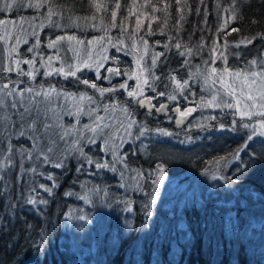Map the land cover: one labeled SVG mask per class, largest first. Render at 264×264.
Here are the masks:
<instances>
[{
    "label": "trees",
    "instance_id": "16d2710c",
    "mask_svg": "<svg viewBox=\"0 0 264 264\" xmlns=\"http://www.w3.org/2000/svg\"><path fill=\"white\" fill-rule=\"evenodd\" d=\"M117 2L121 5L118 10L115 9ZM40 4V9L53 19L54 24L69 29L64 34L84 39L100 35L114 41L120 49L111 50L110 57L118 63L121 72L135 71L138 66L132 58L135 53L130 51L132 42L138 40L140 45L147 41L148 49L160 54L155 69L160 83L170 84L174 77V83L186 82L189 86L187 94L194 95L187 103L176 99L182 109L187 104L198 106L202 101L200 84L190 86L186 81L197 74L199 67L205 68L208 63L212 66L214 59L219 61L222 56L230 57L231 68L236 66L244 70L250 59H256L258 50L264 52V40L259 38L264 34V0H181L179 5L175 0H44ZM153 6H158L156 11H152ZM179 8L183 11H178ZM112 10L117 11L115 22L111 18ZM89 23H92L91 30L101 33L88 31L84 37L76 30L72 31V28H86L85 24ZM232 28L239 31H231ZM248 38L259 45L257 49L245 46ZM242 40L244 42L240 43ZM213 42H216L215 51L210 56ZM232 61L243 66H233ZM5 77L13 84L17 75L11 73ZM161 87L158 86L159 90L164 91ZM120 102L123 108L130 109L123 100ZM133 110L139 121H144L146 116L150 118V122L145 123L152 132L158 130L152 123L167 125L154 114L143 113L138 107ZM211 112H216L212 113L216 118L206 125L211 131L203 129L200 135L193 133L189 137L187 130L176 133L172 125L166 129L173 133L177 142L172 143L171 139V142L164 140L156 144L147 158L137 150L139 154L131 165L140 179L131 194L124 189L117 190L122 183L119 179L108 178L104 173L100 177L98 171L84 170L87 166L85 158L90 156L85 145L80 147L82 154L77 151L66 160L55 180L40 179L36 171L21 167L13 169L7 176L0 172L3 177L0 179V264H264V140L247 142V132L238 127L232 130L233 120L224 117L221 111ZM206 136L213 143L207 141L202 146ZM246 142L249 147L240 153V160L244 162L241 169L235 170L240 162L225 167V161L237 160L233 154ZM169 144L180 151L168 150V158L158 157V153L166 152L164 148ZM157 165L168 171L165 178H168L167 174H173L177 165L174 175L180 178L181 184L187 185L184 190L191 198L188 194L180 212L182 215L174 213V216L177 207L172 214L166 215L170 207L162 206V203L168 205L170 201L159 198V203L152 207L150 230L140 235L138 230L144 222V205L151 200V193L157 186L153 183L159 177ZM91 166L90 169L96 168L95 164ZM216 167L226 168L217 183L225 185L229 176L237 181L228 184L230 200L218 201V193L211 191L210 186L216 182L211 180L215 172H208V175L206 172L216 170ZM41 185L52 188L53 194L43 191ZM196 185L198 188L193 190ZM91 188L104 189L107 193L103 197L92 196L100 207L106 202L110 206L107 211L105 208L91 210L86 205ZM29 196L47 200V204H28ZM84 196L87 198H80ZM124 201H131V213L124 210ZM72 209H81L78 215L82 216L83 211L87 214L83 220L87 225L78 228L75 243L69 240V232L63 227ZM124 218H131L133 226L127 234L122 223ZM96 219H102L103 229L88 223ZM242 222L248 225L252 222L251 227H241ZM41 232L44 233L43 244ZM76 246L83 253L82 260ZM90 250L94 252L93 256L84 252Z\"/></svg>",
    "mask_w": 264,
    "mask_h": 264
},
{
    "label": "rangeland",
    "instance_id": "374dc122",
    "mask_svg": "<svg viewBox=\"0 0 264 264\" xmlns=\"http://www.w3.org/2000/svg\"><path fill=\"white\" fill-rule=\"evenodd\" d=\"M41 1L44 0H32L31 3L35 5L38 3L40 4ZM19 3L22 6L14 7L11 12L0 13V20L8 22L7 25L0 24V84L8 83L10 88L15 85L17 91L20 88H27L29 86L41 90H48L50 88L56 89L61 95L53 106L56 107L57 112L63 116L66 126L75 125L76 128L81 130L79 134L80 138L75 145L72 143V140L75 139L74 134V136L68 138V143L62 145L55 154H49L51 162L44 163L43 156H41L39 160H29V162L26 161L28 158L25 157V163L23 162L25 165L23 169L32 172L30 169L35 167V173H37L40 179L55 180L58 171L61 169V167L57 168L54 166L56 162L61 161L62 164L66 163V160H68L70 156L72 157L73 153L77 152L75 151L76 148L85 145L88 147V154L90 155L88 157L93 161L91 164H95L96 162L101 164L107 163L109 168L90 169L91 164L88 163L89 159L85 158L87 166H85L86 169L84 170L89 169L91 172L98 171L100 177H102L104 173L108 178L115 177L116 179H119L122 181L120 185H123L124 191L126 193L130 192L129 194H131L134 188H137V182L140 179V175H138V172L132 167L139 154L137 150L141 152L143 157L147 158L149 153L152 154L151 149H153L156 144L160 142L162 143L164 140H169V142H171V139H173L172 143L174 141L177 142L173 135L162 136L158 133L159 129L170 132L166 127H171L173 125L174 128V118L160 119L165 121L167 124L165 126L152 123V125L158 128L156 132H152L147 128L146 123L148 124L150 122L148 116L145 117L144 121H139L137 119L135 116L136 112L133 109L139 107V104L134 98L128 96V91L137 89V85L143 89V96H140V99L148 97L151 98L153 102H164L163 104L168 102L171 105L179 107L180 111H184L188 108L195 109L191 113L192 120L190 124L183 129L187 130L189 137L193 136V133L194 135H200L203 129L209 130L206 125L209 121L213 120V117L216 118V115L214 116L212 114L216 112H211V110L217 112L221 111L220 114H225L224 117L227 119H230L231 121L235 120L236 128L245 129L247 136L251 133V128L246 129L242 127L244 123H249L250 125L254 124L259 129L261 117L257 115V113L264 111V108L261 107V104L264 103V100H262V94H264V77L260 75L253 76L252 73L264 72V67L260 66L261 64H264V52H260L262 51L261 49L258 50L260 53L258 52V55H256L257 59H255V57L250 59L249 62L245 64L244 70L239 67L231 68L229 66L230 63L227 61L225 63L224 57L222 56L218 58H221L219 61L214 59L212 66L208 63V68L199 67L197 69V74L186 81L190 82V86L193 84V86L200 84L198 87H200L202 93L200 95H203L202 101L198 106L187 104V107L182 109L177 105L176 99L179 98L178 101L182 100L187 103L189 98H193L194 95L192 93L187 94L189 86H186L183 89L178 88V83H174L173 78L170 84L167 83V85H165L160 83L155 74V69L157 68L160 57V54L157 55V50L150 51L145 43L139 45L138 40L133 41L132 46H130V51L135 53L132 58L134 64H137L138 66L135 71L132 70L127 73H117L113 67V64L115 63L112 60V57H110V54L111 50H118L120 48L118 46L116 47L114 41L109 40L105 36L98 35V33H101L100 30H91L90 27L92 26V23L85 24L86 28L77 27L78 30L72 28V31L76 30L85 37L86 34H88V31L93 32L94 30L98 36H93L88 39L74 37V39L69 40L68 37H70V35L64 34V31L69 29L61 26V24H54L53 19H49V16L44 14V11L41 10L40 7L28 8V2L24 0H19ZM61 36L64 37V40L62 41L58 39V37ZM252 43L253 42H247L245 46H248L249 49H257L259 45L255 43L256 46L254 45V47L251 48L250 45ZM49 44H52L53 46L49 47ZM123 47L126 48L125 43H123ZM154 56L156 59L155 63L152 62ZM253 60L257 61V64H250ZM24 61H29L30 63H24ZM9 67L12 69L11 72L7 71ZM213 68L219 69V71L212 73ZM225 68L229 71H223ZM61 69L63 70L62 74H57ZM77 69H79V71H77ZM72 71L76 72L75 76L69 75ZM24 72H31L32 75L25 76L23 75ZM11 73L17 75L16 81L13 84L12 81H8V77H5L6 74ZM44 73H51V75H45ZM235 73H240L241 75L237 77L235 76ZM190 76H192V74H190ZM221 76L225 81V85L235 82V100L223 92V86L219 83L213 85V81H218ZM80 80H88L89 85L94 83L97 85V88L93 89L89 85L81 83ZM145 80L148 81L147 84L144 83ZM21 81H23V83H21ZM121 84L126 85L127 88H121ZM158 84L164 87V91L159 90ZM99 89H106V91L101 93ZM160 93L164 94L160 95ZM213 95L217 96V101L224 99L236 104V101L239 100L237 106L239 110L217 107L214 103L210 104L209 102L212 101ZM249 95L255 98V107L247 109L253 115L251 119H248V117L242 119L240 113L245 111L246 105H251L253 103V101L248 99ZM169 96H175L176 99L171 100L168 98ZM52 97L55 99L56 94L52 93ZM81 97H83V99H81ZM90 97L91 99H89ZM42 98L43 97H41V99ZM8 99L10 100L11 97ZM120 100H123L130 109L123 108ZM105 108L108 110L105 111ZM77 109H83V112L77 114ZM122 109H128L129 115L126 116ZM69 112L72 114L68 115ZM97 117H104V120L101 121V123L111 126L110 128L103 129V132L109 135L97 136L95 143H89L88 138L92 136V133L85 131L83 125L87 124L95 126L93 124V119ZM157 117L159 118L158 115ZM129 118L132 121H135L131 128H128ZM77 121H79V123H77ZM231 126L233 128V123ZM142 129H147L148 131L145 132V135L139 136L138 134ZM175 132L178 133L177 130H175ZM129 133H131V135H129ZM11 139L17 148L21 145H23L24 148H30L31 141L26 137L20 138L18 135H12ZM208 139L209 137L206 138V141H202V146L206 145L207 141H210ZM256 139L263 141L264 137L254 135L253 140ZM210 142L213 143V141ZM164 149L166 152L158 153V157L165 156L168 158V150L172 152L180 151V148L174 147L170 144L166 145ZM197 150L201 149L198 147ZM18 161L19 156L13 161V163H18ZM235 162L237 163L240 161H225L224 165L227 167L235 164ZM176 166L177 165L174 166L173 174H167L170 179L165 178L168 171H164L159 187L157 188L156 186V189L154 190L157 197L156 204L159 203L157 201L162 197H165V199L167 198V201H170L168 205L162 203V206L166 205L167 207H170L167 208L168 212L166 215L169 213L172 214L174 208L177 207L179 213L173 211V216L174 213L182 215L180 212L186 203L188 194L189 198H191V194L186 193V190H184L187 188V185L185 183L181 184L178 181L180 178L176 177L177 175H174L177 174L175 169L178 167ZM225 167L224 169L222 167H216V170L207 171L206 174L208 175V172H215L214 176L219 178L220 173L225 171ZM112 168H115V171H111L110 169ZM48 177H52V179H48ZM217 178L213 179V176L211 178L212 182L216 181L214 185L210 186L211 191L214 190V193H218L216 196L218 201H221V199L230 200V185L228 186L227 183H225V185L223 183L220 185L217 183ZM43 183L46 182L44 181ZM197 188L198 185L193 187V190H196ZM89 192L90 197L88 202H85L86 205H88L91 210L105 208L107 211L110 206L106 204V202L100 207L92 198L94 194H96V196H105L104 189L91 188ZM195 193L198 192L195 191ZM78 208L82 209L80 206H78ZM81 209H72L68 217L65 218L63 224V227L69 232V240L73 243H75L77 239L76 235L78 234V228L87 225L84 221L78 219L81 215H78L77 213H79ZM82 215L87 218V214L84 211L82 212ZM251 224L252 222H250L249 225L248 223L242 222L241 227H251ZM84 252L87 256L94 255L92 250ZM77 254L80 255L79 259L82 260L83 253L79 247L77 248Z\"/></svg>",
    "mask_w": 264,
    "mask_h": 264
},
{
    "label": "snow or ice",
    "instance_id": "6c2138e0",
    "mask_svg": "<svg viewBox=\"0 0 264 264\" xmlns=\"http://www.w3.org/2000/svg\"><path fill=\"white\" fill-rule=\"evenodd\" d=\"M181 0H175V3L179 5ZM22 6L19 3V0H0V13L5 12H11L14 7ZM42 4H33L31 3V0H29L27 7L33 8V7H41ZM165 7H171V5H165ZM121 5L120 3L115 4V9H120ZM158 6H153L152 11H156ZM178 11H183V8L177 9ZM117 17V11L112 10L111 11V18L112 21L115 22ZM183 19V16L180 17ZM7 21L0 20V24L7 25ZM137 25H139V20L136 21ZM119 26V25H117ZM231 31H239V29L232 28ZM227 35V33H225ZM261 40H264V34H262L259 37ZM59 40H64V37H58ZM69 40L74 39V37H68ZM252 38H248V43H251ZM244 41H240V43H243ZM147 43V41H145ZM215 43L213 42V48L210 49L209 55L211 56L215 51ZM52 44H49V47H52ZM177 48H180L179 44H176ZM237 47H239V44H237ZM159 55V54H157ZM180 55H184L183 53H180ZM236 55H239L237 53ZM227 58L224 57V61L226 63ZM153 63L156 62L155 56L153 57ZM24 63H30L29 61H24ZM250 64H257V61L253 60L250 62ZM261 67H264V64L260 65ZM7 71L11 72L12 69L9 67ZM79 71V69H77ZM219 71V69L213 68L212 73H216ZM223 71L227 72L229 71L227 68H225ZM63 70L61 69L57 74H62ZM45 75H51V73H44ZM23 75L25 76H31V72H24ZM69 75L75 76L76 72L72 71L69 73ZM240 73H235V76L239 77ZM253 76L260 75L264 77V72L261 73H252ZM34 78V77H33ZM173 79H175L173 77ZM81 83L85 85H89L88 80H80ZM207 82V81H206ZM23 83V81H21ZM145 84L148 83L147 80L144 81ZM219 83L221 86H223V92L226 93L228 96L232 97V99H236L234 95V89H235V82L232 84L225 85V81L222 78H219V80H214L213 85ZM254 83V81H253ZM91 88L96 89V84H90ZM178 88L183 89L187 86L186 82L185 84H179ZM121 88H127L126 85L121 84ZM101 93H104L106 89H99ZM110 91V90H107ZM154 91V89H153ZM52 93L56 94L55 99L52 97ZM164 93H160V95H163ZM61 93L58 92L54 88H50L48 90H41V89H34L32 86H29L27 88H20L18 91L16 90L15 85L13 87H9L8 83L0 84V157H2V160H0V172H3L5 176L9 172H11L16 167H24V159L27 157L29 160H39L41 156H43V162L48 163L51 162V157L49 156L50 153L55 154L62 145H65L68 143V138L74 136L75 139L72 140L73 145H75L80 136L81 130L79 128H76L75 125L66 126L63 116L57 112L56 107L53 105L58 101ZM128 96L132 97L136 100L138 104H140L141 107L145 106V100H147L148 104L151 107H155V105H151V98L145 97V99H140V96H143V89L137 85V89L128 91ZM11 97L9 100L8 98ZM41 97H43L41 99ZM171 100H175V96H169L168 97ZM83 99V97H81ZM91 99V97L89 98ZM248 99L250 101H253L251 105H246L245 111H242L240 113L241 118L248 117V119H251L252 113L248 111L247 109L250 107H255V98L251 95L248 96ZM262 100H264V94H262ZM210 104H215L217 107L222 108H228V109H238L239 100L236 101V104H233L229 102L228 100L221 99L217 101V96L213 95L212 101L209 102ZM167 106L164 104H161L158 108H156L157 111H160L162 109H165ZM261 107L264 108V103L261 104ZM14 110V111H13ZM108 109L105 108V111ZM176 112L179 113L181 118H186L187 116L191 115V113L195 110L193 108H188L184 111H180L179 108L174 109ZM124 111L125 115H129L128 109H122ZM83 112V109H77V114ZM72 113L69 112L68 115H71ZM87 114V113H85ZM261 117L260 123H259V129L256 127V125H250L249 123H244L242 127L244 128H251V133L247 136V141H252L254 135H258L261 137H264V111H261L257 113ZM212 119H215L213 117ZM104 120V117H97L93 119L92 125H83V128L85 131L91 132L92 136L88 138L89 143H95L97 136H104L109 135L103 132V129L110 128L111 126L108 124L101 123V121ZM79 123V121H77ZM135 121H132L129 118L128 122V128H131L132 124H134ZM177 125L179 126L182 123V119L176 120ZM233 129H236V121L233 120ZM220 128H224V124H220ZM148 131L147 129H142L139 132V136L145 135V132ZM159 135L162 136H171L173 133L167 132L163 129L158 130ZM12 135H18L20 138H27L31 141L30 148H24L23 145H21L19 148L16 147V145L12 142ZM131 135V133H129ZM5 141L7 143L5 144ZM249 147L248 143H244L241 145L236 152L233 154V158L240 160V153L245 152L246 149ZM75 151L81 152V148H76ZM17 156H19L18 163H13L17 159ZM88 163L91 164L93 161L91 159L88 160ZM244 164L243 160H240V164H237L236 171H239L241 169V166ZM55 167H63V164L61 161H57L54 165ZM95 167L97 169H108L109 165L107 163L101 164L99 162L95 163ZM32 172L36 171V168L33 167L30 169ZM111 171H115V168L110 169ZM157 172L159 174V178L154 180L153 183L157 185V188L159 187L160 181L163 178L164 175V168L162 165H157ZM139 175V173H138ZM151 173L149 174V177H151ZM216 176H213V179H216ZM0 179H3V177H0ZM48 179H52V177H48ZM237 181H234L231 176L227 177L226 183L231 185L233 183H236ZM123 186V185H121ZM6 187V185H5ZM43 190L49 194L52 193V188L41 185ZM55 187V185H53ZM107 193L105 192V196ZM81 199H86V197H80ZM156 193L155 191L152 194L151 200L148 201L144 208L146 209L144 211V222L141 224L139 231L140 235L146 234L150 228H151V218L153 216L152 207L156 203ZM28 204L36 205V204H47V200H36L29 196L26 200ZM124 210L131 213L132 207H131V201H124ZM79 220L83 221L86 220L85 216L78 217ZM88 223L96 228V229H103L105 225L102 222V219H96V220H89ZM124 228H125V234H127L132 229V222L131 218H124L122 221ZM29 227H31L29 225ZM117 238H119V234L117 235ZM40 239L41 244H43L44 241V233H40ZM39 247V245H38Z\"/></svg>",
    "mask_w": 264,
    "mask_h": 264
},
{
    "label": "water",
    "instance_id": "95a60500",
    "mask_svg": "<svg viewBox=\"0 0 264 264\" xmlns=\"http://www.w3.org/2000/svg\"><path fill=\"white\" fill-rule=\"evenodd\" d=\"M164 105H166L167 107L165 109H162L160 111H157L155 107H151L147 100H145V106L141 107L140 104L139 109L141 110V112H147V113H156L159 116V119H167V118H174V128L177 131H181L184 128L187 127L188 124H190L191 120H192V115L187 116L186 118H181L179 113L176 112L174 109L179 108V107H173L170 110V104L169 103H165ZM180 109V108H179ZM178 119H182V123L178 126L176 123V120Z\"/></svg>",
    "mask_w": 264,
    "mask_h": 264
},
{
    "label": "flooded vegetation",
    "instance_id": "af4514ba",
    "mask_svg": "<svg viewBox=\"0 0 264 264\" xmlns=\"http://www.w3.org/2000/svg\"><path fill=\"white\" fill-rule=\"evenodd\" d=\"M82 38V37H81ZM252 46H254L255 45V42H253L252 44H251ZM257 59V58H256ZM232 63H233V66H234V64H237L238 66H243V64L241 63L240 65H239V63H237V62H235V61H232ZM113 67L115 68V71L117 72V73H121V71L118 69V63L117 64H113ZM236 67V66H235ZM152 100V99H151ZM157 102V103H156ZM164 102H158V101H155V102H153V100H152V103H151V105H156L155 106V108H158L161 104H163ZM166 103V102H165ZM168 103V102H167ZM171 105V104H170ZM173 107H176L175 105H171L170 106V110L173 108ZM149 114V113H148ZM152 114H154V115H156V113H152ZM157 116V115H156ZM172 118V117H171Z\"/></svg>",
    "mask_w": 264,
    "mask_h": 264
},
{
    "label": "bare ground",
    "instance_id": "6f19581e",
    "mask_svg": "<svg viewBox=\"0 0 264 264\" xmlns=\"http://www.w3.org/2000/svg\"><path fill=\"white\" fill-rule=\"evenodd\" d=\"M123 35V34H122ZM228 59L226 60L228 63H230L229 61H231L230 60V57H227ZM242 131H245V129H243ZM124 189V187L123 186H118V188H117V190H119V191H121V190H123ZM109 193V192H108Z\"/></svg>",
    "mask_w": 264,
    "mask_h": 264
}]
</instances>
